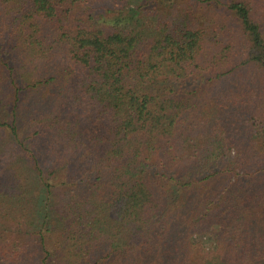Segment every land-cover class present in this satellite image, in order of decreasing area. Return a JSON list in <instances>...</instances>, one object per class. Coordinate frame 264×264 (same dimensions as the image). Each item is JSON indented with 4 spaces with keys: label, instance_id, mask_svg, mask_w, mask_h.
<instances>
[{
    "label": "trees",
    "instance_id": "obj_1",
    "mask_svg": "<svg viewBox=\"0 0 264 264\" xmlns=\"http://www.w3.org/2000/svg\"><path fill=\"white\" fill-rule=\"evenodd\" d=\"M0 264H264V0H0Z\"/></svg>",
    "mask_w": 264,
    "mask_h": 264
}]
</instances>
